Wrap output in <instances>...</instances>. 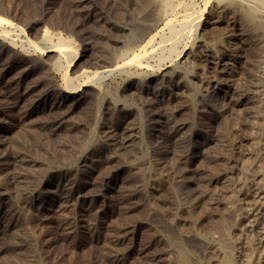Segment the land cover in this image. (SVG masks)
<instances>
[{"label": "rangeland", "instance_id": "obj_1", "mask_svg": "<svg viewBox=\"0 0 264 264\" xmlns=\"http://www.w3.org/2000/svg\"><path fill=\"white\" fill-rule=\"evenodd\" d=\"M147 5L0 0L34 44L47 30L76 53L58 69L0 40V264H179L178 249L190 264H264V17L194 0L199 28L160 63L168 18ZM152 36L144 66L105 75L103 96L81 86Z\"/></svg>", "mask_w": 264, "mask_h": 264}, {"label": "bare ground", "instance_id": "obj_2", "mask_svg": "<svg viewBox=\"0 0 264 264\" xmlns=\"http://www.w3.org/2000/svg\"><path fill=\"white\" fill-rule=\"evenodd\" d=\"M203 1H204L205 4L209 2V0H203ZM216 1H218V2L220 1L221 2V1H226V0H216ZM234 1L241 2L244 5V7L246 8L247 13L249 15H251V16L258 15V16H256V18L259 17V16L264 17V0H234ZM195 6H194V0H148V5L146 7V10H143V11L148 12L150 15L154 16L155 19H160L161 18V20H162V18H164V17L168 18V20H167V22L165 24V32L162 33V35L160 34L161 35V41L159 40L160 41L159 42V46L157 47V50H156L157 54L156 55L154 54L155 57H157V59H158V61L160 63L164 62L168 58H171L172 55L177 53L178 46L184 41V39H186L192 33H195L197 31V29L199 28V25L201 23V21H200V17L201 16H200V14L198 15V11L197 12L195 11V9H194ZM178 9H181L179 11L182 12V16H181V18L179 20H173V19H175V15L177 14V12H178L177 10ZM137 21L134 24H138L139 21L138 22ZM174 21H176V22H174ZM142 23L143 22L139 23V25H142ZM4 25H8L9 27H12V28H10L11 30L10 29L9 30L6 29V26H4ZM53 35H52V33L48 32L46 30L44 32V34H43L42 40L44 41V43H47V44H50V45L46 44L47 45L46 47H43V48L41 47L40 48V46H37L36 44H34L30 40V38L28 37V34H26L25 28H21L20 26L19 27L18 26L15 27V25L12 22H8L5 19H3V17H0V40L7 41V42H9V44L11 46L21 48L23 51L32 50V51L36 52V51H40L41 50V52H43V54L45 56H47L50 53H54L56 55V61H54L55 62L54 63V67H56L58 69L61 67V65H62V63L64 61L66 62V64L68 62L71 65L72 63H70V61L73 58L76 57V53L74 51L72 52V49H70L71 46L69 48L68 47L67 48L64 47L66 45L63 42L65 40L62 38V36H60V35L57 36V41L54 42L53 41ZM154 37L155 36H152L150 38L148 37L149 40L146 42V44L144 46H142L140 48V50L137 49L138 52L133 51L130 55H128L127 57H124V59H122V57H120L121 56L120 55L119 57L121 59L119 58L120 59L119 61H121V60L122 61L120 63H117V65H115L114 68L101 67L100 71L97 70L98 69L97 68L95 71H92V72H84L80 76L82 78H85L84 81H83V84L81 86H88L90 84H94V85L97 86L96 89L98 88V92H99L100 96L102 94L107 93L108 91L105 92L104 90L101 89L102 87H100V85H99V82L102 81V78L105 75L108 76V74L113 73V71L119 70V72H120V70H123L125 68L129 69V67L131 68L132 66L134 67V69L135 68L137 70L141 69L144 66L143 65L144 61H145L144 60L145 57H143L144 54H146L148 52V49L152 50L153 47H154V40H155ZM65 43H66V41H65ZM66 44H68V42ZM178 54H180V52ZM111 56L113 58V55H111ZM176 57H177V55H176ZM48 58H49V56H47L43 62L45 63V61L48 60ZM54 58H55V56H54ZM116 59H118V58H116ZM112 64H113V62H112ZM77 67L78 66H76L74 68V70H72L73 73L75 72V69H77ZM68 68H69V66H67L66 69L68 70ZM104 68H105V70H104ZM67 70H65V72L63 73V78H64L63 81L65 83V87L68 90H75V88L72 87V81L73 80L69 78ZM159 71H162V70H159ZM175 71H177V70L174 69V70H171L170 72H165V73L162 74V77H169L172 74V72H175ZM133 78L134 77H129L128 80L129 79L131 80ZM136 79H137L136 83L139 82V84H140L138 89H139L140 92L143 93L145 91L146 84H148L152 80V77L151 76L149 77L147 75L146 76L142 75V76H140V77H138ZM156 89H157V87H156ZM67 93L71 94V95L77 94V92H75V91L74 92H67ZM106 97H108V96H106ZM109 97H110V95H109ZM111 100H112V97H111ZM125 111H126V113L124 114L125 115L124 117H130L131 115H133L131 110L126 109ZM133 136L135 137V135H133L132 132L124 134L123 139H122L123 143L126 142V141L130 142L131 139H133ZM201 136H202L201 134H193V137L192 136L191 137L194 140L197 141L200 138H202ZM188 139H189V137H188ZM107 142L109 144V143L112 142V140L109 139ZM130 147H132V146H130ZM211 153H212V151H211ZM224 248H226V247H224ZM187 253L188 252L185 251L184 249H178L177 250V256H178L179 264H190V260L194 259V257L189 258V255ZM192 261H194V260H192Z\"/></svg>", "mask_w": 264, "mask_h": 264}]
</instances>
